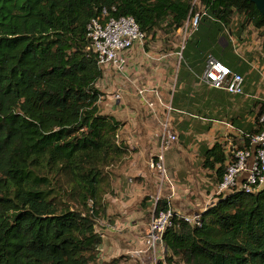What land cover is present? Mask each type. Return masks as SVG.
<instances>
[{
  "label": "trees",
  "instance_id": "obj_1",
  "mask_svg": "<svg viewBox=\"0 0 264 264\" xmlns=\"http://www.w3.org/2000/svg\"><path fill=\"white\" fill-rule=\"evenodd\" d=\"M103 12L133 18L149 42L158 34L170 38L197 18L171 71L173 112L192 114L193 100L189 111L180 109L189 88L178 87L184 77L188 84L198 80L209 56L243 77V95L261 78L252 65L263 64L264 52L247 49L253 33L264 44V16L246 0H0V264H99L104 238L97 225L112 221L108 170L129 153L119 138L122 123L99 107L106 73L87 26ZM262 107L257 101L248 112L232 114L228 125L243 136L258 133ZM231 130L197 150L212 195L228 146H249ZM187 131L184 122L180 141ZM168 206L159 200L154 214ZM162 244V264H264V189L216 196L199 225L174 214Z\"/></svg>",
  "mask_w": 264,
  "mask_h": 264
},
{
  "label": "rangeland",
  "instance_id": "obj_2",
  "mask_svg": "<svg viewBox=\"0 0 264 264\" xmlns=\"http://www.w3.org/2000/svg\"><path fill=\"white\" fill-rule=\"evenodd\" d=\"M189 24L191 21L188 22L186 32L187 24L170 38L158 34L154 41H144L142 52L137 48L128 61L133 63L129 75L127 70L124 72L129 80L122 81L121 74L108 72L99 83V89L103 92L99 102L100 110L104 114L113 115L122 123L119 138L124 139L129 148V153L120 163L108 170L109 176H112L108 191L112 193L107 194L106 200L112 221H100L97 225V230L104 238L103 244H107L99 251V264H111L113 260H117V264L165 263L163 244L148 249L146 241L156 203L165 200L173 211L177 212L179 208L182 213L193 215L201 212L216 197L212 195L211 187L206 186L208 181L205 172L196 166L195 146L185 150L176 143V134L168 115L175 79L171 71L179 66L181 47L191 33ZM257 40L256 44L260 42V39ZM259 45L257 49L264 52V44ZM253 49L254 52L256 45ZM241 53L242 50H239L240 56ZM163 75L165 78L161 80L166 86L157 92L152 90L149 94L154 103L152 113L140 102L135 87L144 86L151 90L160 84L158 78ZM119 90L124 91L120 93ZM257 90L264 97L262 77ZM118 95L120 99L116 101ZM164 129L171 142L164 145L161 152ZM160 153L163 162L158 158ZM157 159L159 166L156 164ZM143 205L150 207L146 209Z\"/></svg>",
  "mask_w": 264,
  "mask_h": 264
},
{
  "label": "built area",
  "instance_id": "obj_3",
  "mask_svg": "<svg viewBox=\"0 0 264 264\" xmlns=\"http://www.w3.org/2000/svg\"><path fill=\"white\" fill-rule=\"evenodd\" d=\"M196 25L197 18H194L189 24L191 30L195 29ZM187 27L188 23L185 27V32ZM87 38L91 42L93 51L97 54L98 66L105 73L114 72L117 75L126 72L130 57L134 55L137 48L142 52L143 42L145 41L144 35L140 32L133 18H110L106 12L90 21L87 26ZM145 55L147 56V54ZM179 56L181 58V53H179ZM263 69L260 72L262 78H264ZM201 80L212 89L221 90L232 96L243 95V77L232 72L211 56L206 59ZM151 91L150 89L137 86L135 94L139 97L143 106L153 112L154 103L149 96ZM119 98V95L116 96V101ZM260 101L263 103V107L261 116L258 119V125L261 127L258 133L243 136L241 131L234 130L232 126L227 125L230 130L232 129L233 133L243 138L245 137L249 142V146L246 148L228 146L227 163L222 179L213 191L214 196L227 195L234 192L256 193L264 189V98ZM170 111L171 108L169 106L168 113ZM170 142L171 138L165 133L164 129V135L161 140V152L163 146L168 145ZM158 158L161 159V156H158ZM201 212L187 215L173 211L168 206L166 210H161L154 214L146 235L148 249H154L157 244L162 243V235L166 228L170 226L174 214H177L189 225H199Z\"/></svg>",
  "mask_w": 264,
  "mask_h": 264
},
{
  "label": "crops",
  "instance_id": "obj_4",
  "mask_svg": "<svg viewBox=\"0 0 264 264\" xmlns=\"http://www.w3.org/2000/svg\"><path fill=\"white\" fill-rule=\"evenodd\" d=\"M251 40V46H248L247 51L254 50L253 46L256 45V51H258L257 47L259 45L256 44L255 34L253 33L250 36ZM258 41V40H257ZM132 59V58H131ZM142 60V59H141ZM263 63V64H262ZM261 66L260 63L258 64L256 62V66L254 64L252 65L253 70L255 72H259V70H262L264 68V62H262ZM133 63L129 62L127 67V74L129 75L128 71H130ZM163 72V71H162ZM202 77V75H201ZM201 77H198V80H195L194 82L188 84L190 82V79L188 77H184L183 81L180 83L178 87V92L186 91V88H189V94H185V98L180 97V99H183L185 101L184 106H182V111H189L187 108L191 106V100H193L192 104L193 109H191L192 114L186 113V112H178V111H170L168 115L170 116V119L172 120V129L174 133L176 134L177 138V144H180L185 150H190L191 146H195L194 151L196 152V161H197V150L199 148V145L201 143H204L206 145H211L217 138H225L228 134H230V129L228 128V120L231 118L232 114H240V113H246L249 110L252 109V107L255 105V102L260 101L263 96L259 94L260 90H257L259 88L260 78H257L256 80L252 81L250 83L249 91H245L242 99L236 100L233 98H229V94L227 93H219L218 91H213L214 89L208 87L202 80ZM165 76H159L158 80L160 82L159 85H156L155 87H152L151 90L157 92L158 90H161V88L166 86V83L162 82ZM121 80H129L125 73L123 75L121 74ZM176 77L174 79V86H175ZM144 85V84H141ZM144 87V86H139ZM137 86L135 87V89ZM145 88V87H144ZM174 89V88H173ZM124 90H119L118 92L122 93ZM188 92V91H186ZM120 99V98H119ZM182 101V103L184 102ZM232 103V105H230ZM169 106H171V99L169 102ZM143 108V107H142ZM171 108V107H170ZM179 108V107H175ZM172 109V108H171ZM148 110V109H147ZM174 110V109H173ZM257 108H254L253 111L255 112ZM149 111V110H148ZM150 112V111H149ZM153 113V112H152ZM254 117V116H253ZM253 117L249 116L247 121L250 123H253ZM186 122L187 131L183 136H181V139L183 141H180L179 138V127H181L182 124ZM210 125L208 131L205 134H198L195 135L193 133L194 130H196L198 127H205L207 125ZM227 124V125H226ZM231 124V123H230ZM179 138V139H178ZM175 143V145H176ZM157 144V141L156 143ZM154 152V150H153ZM162 162H163V156L162 153H160ZM196 166H199L198 161L196 162ZM201 170V169H200ZM202 171V170H201ZM178 212H181L179 208L176 209ZM143 224H140V226ZM107 244H103L100 249L103 247H106Z\"/></svg>",
  "mask_w": 264,
  "mask_h": 264
},
{
  "label": "water",
  "instance_id": "obj_5",
  "mask_svg": "<svg viewBox=\"0 0 264 264\" xmlns=\"http://www.w3.org/2000/svg\"><path fill=\"white\" fill-rule=\"evenodd\" d=\"M249 3L253 4L257 11L264 16V0H246Z\"/></svg>",
  "mask_w": 264,
  "mask_h": 264
}]
</instances>
